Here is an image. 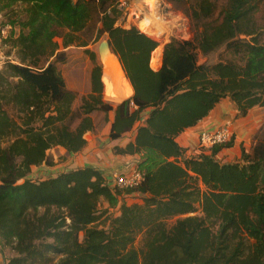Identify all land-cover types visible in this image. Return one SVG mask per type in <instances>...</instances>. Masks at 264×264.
Returning <instances> with one entry per match:
<instances>
[{
  "label": "trees",
  "instance_id": "obj_1",
  "mask_svg": "<svg viewBox=\"0 0 264 264\" xmlns=\"http://www.w3.org/2000/svg\"><path fill=\"white\" fill-rule=\"evenodd\" d=\"M164 1L191 20L194 37L172 38L156 67L158 42L136 26H118L126 12L121 0H0V13L7 10L10 24L20 27L10 37L19 63L0 70V264H264V123L251 150L241 148L231 163L218 155L233 147V137L191 157L177 142L224 99L234 104L235 119L264 109V42L256 21L263 0H226L221 7L218 0ZM94 32L107 36L133 94L106 102L96 64L90 92L75 108L55 40L87 48L83 37ZM223 47L238 61L198 64L199 54ZM94 114L104 115V125L113 114L111 141L135 133L113 151L140 156L139 186L111 187L92 167L28 178L32 167L53 165L52 149L81 152L86 135L104 126ZM127 196L140 201L128 204ZM102 218L108 228L98 225Z\"/></svg>",
  "mask_w": 264,
  "mask_h": 264
},
{
  "label": "crops",
  "instance_id": "obj_2",
  "mask_svg": "<svg viewBox=\"0 0 264 264\" xmlns=\"http://www.w3.org/2000/svg\"><path fill=\"white\" fill-rule=\"evenodd\" d=\"M121 3L125 4V9L129 12L127 19L132 22L138 21L134 18V14H138L139 12L142 13V10L145 9V0H121ZM165 8H167L169 11L168 14L163 15L160 12V14L154 13V15H156V18L159 20L165 18L166 21H171L170 23H172L174 20L171 19V14L174 12L176 13V11L173 9L172 5L167 4L166 2ZM147 11L150 13L149 15L153 14L152 11H149L148 9ZM6 12L7 10L0 13V68L5 63V61L10 60V57L4 56L3 54L2 43H7L10 41V37L14 32L16 33L17 29L14 25L13 27L10 24L9 15ZM9 30L12 32L10 35ZM19 32L20 31L18 30V35ZM18 35L14 34V37H17ZM170 40L165 41V43L167 44ZM162 55L163 50L161 54V62ZM107 66L106 75L102 79L104 84V98L107 99V89L110 91L108 94L111 93L112 95H114L112 90L114 91V89H116L120 94L118 97H125L126 95L133 93L128 80L122 73L121 67L118 66L116 60L114 58L110 59ZM113 97L114 96H110L109 99H114ZM117 99L119 100L120 98ZM257 110H261L262 117L251 118L252 116L250 114ZM235 116L236 110L234 104L230 101V99H224L206 118L201 120L196 126L182 133L177 138V142L182 148L186 150V155L188 157L195 156L201 149L200 135L203 132H210L230 123L232 132L235 135L234 145L230 149L222 150L219 153L218 158L224 163L238 161L241 158V150L238 148L240 144L250 134L255 135L264 123V109L258 107L254 108L248 114V116L243 119H235ZM109 118V123L106 124L101 131L97 133H88L86 135L87 145L81 152L74 155H68L66 150L63 148L58 147L52 149L48 152V155L51 158L53 165L46 166L43 164L39 167H32L31 172L43 173L42 171H45L44 173L46 174H53V176L50 178H54L59 174L70 170L92 167L100 171L107 179L110 186L113 187L115 185V176H128L133 171L138 169L140 156H121L114 153L113 150L116 147L125 148L127 144L134 138L135 133H128L119 140L111 141L109 135L113 114H110Z\"/></svg>",
  "mask_w": 264,
  "mask_h": 264
},
{
  "label": "rangeland",
  "instance_id": "obj_3",
  "mask_svg": "<svg viewBox=\"0 0 264 264\" xmlns=\"http://www.w3.org/2000/svg\"><path fill=\"white\" fill-rule=\"evenodd\" d=\"M76 1V0H73ZM155 0H145V2H148L150 5H153ZM158 3L162 6L160 9V12L165 15L168 14L167 8H165V1L164 0H157ZM226 0H218V6L221 7L224 5ZM145 6V4H144ZM145 9L142 10V16H144L145 20L140 23V21H130L127 19L126 16H124L118 26H121L125 29H129L133 26H136L142 33L147 34L148 36L152 37L155 39L159 46L157 48L158 56L157 59L154 58V63L156 67H159L161 65V54L164 46L166 45L165 41L170 40L172 38L178 39V40H189L194 37V31H193V26L192 22L189 18H187L181 11H176L173 14H171V19L174 20L172 23L171 21H166L165 18H162V20H159L156 18V15L154 13L152 15H149L150 13L147 11L146 6L144 7ZM19 8H16L15 10L19 11ZM8 13V11L6 12ZM10 17L11 20L15 17H13V13L10 11ZM10 19V18H9ZM169 19V18H168ZM256 21L259 27L262 29V35H261V41L264 42V0L262 1L258 12L256 13ZM13 26V25H12ZM16 29V33H13L15 35H18V30H20V27L18 24L14 25ZM13 26V27H14ZM147 28V29H146ZM11 30H9V35H10ZM85 36V35H84ZM97 32H94L91 37H83L85 40L88 41V46L87 48H82L78 47L75 45H72L68 48H65L63 46V38H56L55 41H57L60 45L59 52L60 54L63 55V60L64 62H59L57 63V67L59 71L61 72L65 82L66 86L75 92L77 94V100L75 102V108H78L80 103H81V97L87 95L90 92V87H91V72L94 69L95 65H99V60H98V46L103 40H107V36L103 35L101 36L100 39L97 38ZM82 38V39H83ZM7 42V41H6ZM2 48H3V54L4 56L10 57V60L5 61L7 62H13L14 64H18V51L17 49L12 48V44L10 41L7 43H2ZM88 50L90 53H94L96 55V62H93L90 58V55H88L85 51ZM157 53V52H156ZM238 61L237 58L234 57V55L230 52L227 51L224 47L219 49L218 51L210 54L207 57L202 56L199 54L198 56V64L203 65H214L219 62H230V61ZM117 62V61H116ZM5 63L1 66V69L4 67ZM118 63V62H117ZM120 66V65H119ZM123 73V71H122ZM124 74V73H123ZM112 90V88H111ZM103 91H104V86H103ZM107 89V99L104 98V92H103V98L106 102H109L113 105H116L118 103H121L122 101L129 99L132 97L133 93H130L129 95H126L125 97H118L120 95L116 89L114 91L112 90L113 94ZM110 96H114V99H109ZM117 98H120L119 100ZM252 117L251 118H257V117H262V112L261 110H257L255 112H252L250 114ZM94 119L98 124L101 126L104 125L103 119L104 115L103 114H94L93 115ZM253 120V119H251ZM105 126V125H104ZM103 126V128H104ZM102 128V129H103ZM253 137L254 135L250 134L238 147L240 150L241 148H245L247 151H250L252 148L253 144ZM233 140H235V135L233 133ZM3 146H6V143L2 144ZM43 173H30L28 175V178L35 181V182H40L49 179L50 177L53 176V174H46L44 173L45 171H42ZM32 174V175H31ZM33 176V178H32ZM126 203L128 204H133V203H139L140 199L136 196H127L125 198ZM122 202H124V199H122ZM103 202L102 208L105 206ZM102 210V209H101ZM41 213L44 212V210H40ZM110 214L112 216H117V211L113 210L110 211ZM105 218L100 219L98 225L100 227H106L108 228V223H105ZM173 221H170L169 224H173ZM143 240H144V235L141 234L137 237L135 241V248L138 250H141L143 248ZM5 255L7 258H10L13 256L12 253L9 252V250H5ZM3 260V258H2Z\"/></svg>",
  "mask_w": 264,
  "mask_h": 264
},
{
  "label": "built area",
  "instance_id": "obj_4",
  "mask_svg": "<svg viewBox=\"0 0 264 264\" xmlns=\"http://www.w3.org/2000/svg\"><path fill=\"white\" fill-rule=\"evenodd\" d=\"M146 8L153 13L160 14L161 5L157 0L154 1L153 5H150L148 2L144 3ZM121 6H125V4L121 3ZM129 12L126 11L124 16H128ZM142 13L134 14V18L140 21H144ZM1 70V68H0ZM233 137V132L231 128V124H225L216 130L203 132L200 135V147L204 150H210L215 146L226 145L230 143ZM143 181V173L140 170L133 171L128 176H115L114 182L115 186L120 189H133L141 184Z\"/></svg>",
  "mask_w": 264,
  "mask_h": 264
},
{
  "label": "water",
  "instance_id": "obj_5",
  "mask_svg": "<svg viewBox=\"0 0 264 264\" xmlns=\"http://www.w3.org/2000/svg\"><path fill=\"white\" fill-rule=\"evenodd\" d=\"M115 59L121 66L123 72V66L119 57L113 52L109 40H103L98 46V60H99V70L101 81L106 75V66L110 59ZM125 73V72H124ZM103 83V82H102ZM104 86V84H103Z\"/></svg>",
  "mask_w": 264,
  "mask_h": 264
},
{
  "label": "bare ground",
  "instance_id": "obj_6",
  "mask_svg": "<svg viewBox=\"0 0 264 264\" xmlns=\"http://www.w3.org/2000/svg\"><path fill=\"white\" fill-rule=\"evenodd\" d=\"M146 29H147V28H146ZM160 59H161V57H160ZM117 64H118V63H117ZM118 66H119V64H118ZM106 67H108V66H106ZM119 67H121V66H119ZM121 70H122V69H121ZM121 70H120V71H121ZM112 76H114V75H112ZM120 79H121V78H120ZM127 83H128V82H127Z\"/></svg>",
  "mask_w": 264,
  "mask_h": 264
}]
</instances>
